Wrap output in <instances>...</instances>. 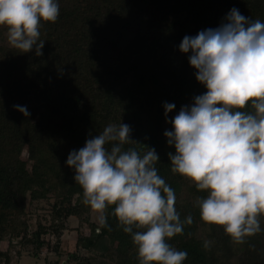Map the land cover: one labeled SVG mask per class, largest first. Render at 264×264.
Returning <instances> with one entry per match:
<instances>
[{
    "label": "trees",
    "instance_id": "1",
    "mask_svg": "<svg viewBox=\"0 0 264 264\" xmlns=\"http://www.w3.org/2000/svg\"><path fill=\"white\" fill-rule=\"evenodd\" d=\"M54 23L44 22L42 55L19 54L0 27V264H17L27 255L40 260L43 249L59 259L45 264H138L130 234L123 232L112 207L107 226L91 220L81 187L65 164L70 151L109 123L130 126L127 145L159 156L158 174L174 189L181 219L193 223L169 243L187 252L184 264H264V230L233 243L220 226L200 220L195 198L205 193L171 172L164 131L163 103L182 105L206 89L196 81L185 35L219 26L233 7L264 22V0H59ZM13 105L26 106L25 117ZM50 202L49 212L29 205ZM78 220L75 249L61 261L59 241L69 220ZM264 229V217H260ZM211 244L203 247V240ZM56 241V242H55ZM7 242V248L2 244ZM55 242V243H54ZM17 258V259H15Z\"/></svg>",
    "mask_w": 264,
    "mask_h": 264
},
{
    "label": "clouds",
    "instance_id": "2",
    "mask_svg": "<svg viewBox=\"0 0 264 264\" xmlns=\"http://www.w3.org/2000/svg\"><path fill=\"white\" fill-rule=\"evenodd\" d=\"M59 0H0V27L19 54L42 55V23H54ZM179 51L187 55L194 76L206 91L182 105L164 102L163 135L171 172L205 193L195 198L200 220L222 227L233 243L261 232L264 217V22L233 7L219 26L185 35ZM25 117L26 106L13 105ZM130 126L109 123L82 147L69 152L65 164L82 189V203L107 226L112 207L119 226L130 234L138 264H184L187 252L169 241L193 223L181 219L176 194L155 164L159 156L146 146L141 153L127 145ZM211 241L203 240L208 249Z\"/></svg>",
    "mask_w": 264,
    "mask_h": 264
},
{
    "label": "rangeland",
    "instance_id": "3",
    "mask_svg": "<svg viewBox=\"0 0 264 264\" xmlns=\"http://www.w3.org/2000/svg\"><path fill=\"white\" fill-rule=\"evenodd\" d=\"M49 208H50V202L47 201H42L36 204H32L29 205V209L31 212H37V214L34 216V220L33 223H36L37 217L41 216L42 213H48L49 212ZM91 216V220L98 223L95 217V214L93 212H91L90 214ZM69 226L71 227V230H66L64 232V234L62 235L59 244H60V249L63 253L62 257L60 258L61 261H64L67 259V254L68 253H72L75 249V243H76V239H77V235L79 233V230L85 233H88V230L86 227H81L78 230L79 224H78V220L75 218H71L69 220ZM56 242V241H55ZM54 242V243H55ZM7 242L2 244V249H6L7 248ZM55 261L57 259H59V257L53 253L48 251L46 248L43 249L42 251V255L40 257V260H36L32 257L29 256H23V258L21 259V261L17 264H45V262L47 261ZM17 259V258H15Z\"/></svg>",
    "mask_w": 264,
    "mask_h": 264
}]
</instances>
